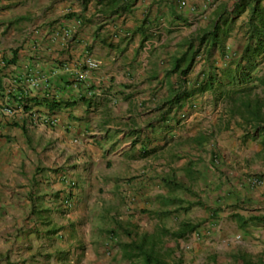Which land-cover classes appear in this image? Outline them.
Returning a JSON list of instances; mask_svg holds the SVG:
<instances>
[{"label":"crops","instance_id":"obj_1","mask_svg":"<svg viewBox=\"0 0 264 264\" xmlns=\"http://www.w3.org/2000/svg\"><path fill=\"white\" fill-rule=\"evenodd\" d=\"M235 2L0 0V234H10L0 244V264H104L99 253L109 246L94 236L95 219L116 216V203L138 198L150 213L154 200L165 217L173 203L186 211L199 205L175 197L174 181L186 186L192 176H207L229 182L223 155L238 146L224 145L227 115L216 139L211 129L182 128L212 118L202 109L220 110L223 98L209 89L210 75L234 68L247 43L248 10L236 13ZM223 7L231 28L212 51L216 11ZM88 55L100 67L78 82ZM32 76L47 81L34 88L27 82ZM7 105L24 106L36 117L8 116ZM225 112L232 115L229 105ZM257 163L252 178L260 183L253 189L243 169L235 173L226 206L238 209L232 213L212 196L209 229L183 221L196 226L184 237L192 234L195 245L202 233L214 237L216 218L230 213L243 233L264 237V159ZM107 230L113 237L114 228ZM4 249L12 251L10 258Z\"/></svg>","mask_w":264,"mask_h":264},{"label":"rangeland","instance_id":"obj_2","mask_svg":"<svg viewBox=\"0 0 264 264\" xmlns=\"http://www.w3.org/2000/svg\"><path fill=\"white\" fill-rule=\"evenodd\" d=\"M259 67L260 69L257 74L262 76L264 75V63ZM228 105V100L221 99L220 110L205 108L199 111L202 115H212L211 119L198 118V121L194 123V126L184 127L182 129H211L213 130V137H215L219 136L221 131L225 128V125L228 126L229 124L228 127L230 129L226 131L228 137L223 138V140H227L228 142L224 145L230 144L231 146H235V149L236 146H238V151L233 153L228 151L223 155L226 161L224 165L228 168L226 171L229 172V182L225 184L224 182L221 183L217 180H213V178L209 181L206 178L207 176L199 177L195 182L189 181L185 188L175 189V197L194 200L195 203H199V205L194 206L190 211H186L182 209L183 203H173L169 205V207L167 206V209H170V211L169 213L167 212L168 215L165 217H162L163 213L156 212L157 202L154 200L149 206L150 213H147V209L141 206L143 200L138 198L129 201L122 200L121 202L116 203V216H106L99 219L96 217L95 219V227H98L99 230L94 236H96L97 241H107L109 246L106 253H99L100 258L104 259V264H133L132 262H129V260H126L121 244L130 241L131 236L137 238L145 233H155L160 224L168 229L176 230L180 227L183 221L189 220L191 223H196L198 228L203 227L206 229L207 226L209 229L210 219L213 217L207 216L211 209L206 208V205L211 204L212 196H215L216 200L213 201H216V203H220L224 200L222 204L224 205L223 208L225 207V209H229L231 212L233 211L232 208H234V210L238 209V206L234 203L231 204V202L226 206L227 199L235 194L236 172L240 173L243 169L241 173L247 175L245 180L250 183L252 189L260 183L259 181L254 182L252 176L257 174L255 172L259 170L257 162L260 163V160L264 159V146L254 138L244 136L246 133V127L242 125L239 116L233 117L230 114H226L225 111ZM224 114L227 115L226 119H228V122H225L226 124L220 119ZM214 139H216V137ZM180 174H183L181 170ZM181 180L188 182L185 178H182ZM224 192L225 194H222ZM126 206L132 209L133 212H126L127 214L123 212V209ZM212 210L214 212H219L218 209ZM232 213H230V218H232ZM190 214H192V216H190ZM230 218H216V220H219V222L216 223L220 225H217L219 228L216 229V231L211 232V234H214L215 236L211 237L208 233H202L201 237L197 236L198 239L195 242L198 244L196 245L191 243L192 234L187 235L186 237H180L183 245L179 243L181 242L179 238L174 237L173 235L162 237L161 242L163 243L161 246L164 247V249L161 251L164 257L171 264H213L211 263V257L212 255H216L219 264H241L236 260L235 253H237V251H243L248 253L255 262H261L264 264V237L261 238V235L258 237L243 233L236 220ZM117 224L119 227H116ZM111 228H114L113 237L109 233L107 236V229ZM9 235L10 234H0V244L5 243V240L7 243ZM15 238L12 240L13 242H16ZM5 254L10 258L12 251L9 250L8 252H5L4 255Z\"/></svg>","mask_w":264,"mask_h":264},{"label":"trees","instance_id":"obj_3","mask_svg":"<svg viewBox=\"0 0 264 264\" xmlns=\"http://www.w3.org/2000/svg\"><path fill=\"white\" fill-rule=\"evenodd\" d=\"M114 3L117 0H113ZM235 12L240 14L248 10V19L245 23V36L247 43L242 54L233 58L234 68L214 71L210 75L209 89L217 92L220 98L228 100L230 113L239 116L242 125L250 132L254 139H258L264 146V75L256 73L257 68L264 60V0H236ZM230 11L223 7L216 11L214 28L211 31L212 51L221 41L222 31L231 28ZM227 14V17H225ZM201 43L205 38H201ZM217 70V68H215ZM218 82L217 88L215 83ZM3 90V77L0 74V92ZM188 174L191 175L190 171ZM197 177H191L195 181ZM171 190L185 188L183 182L174 181ZM195 225L183 223L179 230L172 232L167 227L158 228L159 233L143 234L137 238L131 236L130 243H122L125 247V256L129 259L141 260L143 264H171L166 260L158 245L162 237L173 235L183 237L194 230ZM112 233L114 230L111 231ZM114 235V233H113ZM241 264H258L246 253H240L235 257ZM213 264H219L214 260Z\"/></svg>","mask_w":264,"mask_h":264},{"label":"built area","instance_id":"obj_4","mask_svg":"<svg viewBox=\"0 0 264 264\" xmlns=\"http://www.w3.org/2000/svg\"><path fill=\"white\" fill-rule=\"evenodd\" d=\"M82 66L84 68V70H82L77 78V80L79 82H83L87 79V75H88V70L90 69H98L100 67V63L94 59L91 55H88L84 58V60L82 61ZM66 70H68L69 68L68 67H65ZM55 72H58L57 70ZM47 81V78L46 77H36V76H32V77H29L27 82L29 83V85L31 87H34V88H38L40 86V83L41 81ZM4 113L8 116H11V117H14L16 119H23V116L24 115H33L34 118L36 117L34 115V111H26L23 107H16V106H13V105H7L5 108H4ZM50 119V118H48ZM56 121V118L53 119V122ZM258 180L257 179H254V182H257ZM67 205L68 206H71L72 203L70 201L67 202Z\"/></svg>","mask_w":264,"mask_h":264},{"label":"clouds","instance_id":"obj_5","mask_svg":"<svg viewBox=\"0 0 264 264\" xmlns=\"http://www.w3.org/2000/svg\"><path fill=\"white\" fill-rule=\"evenodd\" d=\"M77 81H78V80H77ZM78 82H79V81H78ZM23 108L25 109L26 107L23 106ZM25 110H26V109H25ZM26 111H27V110H26ZM68 201H70V202L72 203L71 206H68V205H67V202H68ZM65 205L67 206V208H71V207L73 206V202H72L70 199H69V200H66V201H65Z\"/></svg>","mask_w":264,"mask_h":264}]
</instances>
